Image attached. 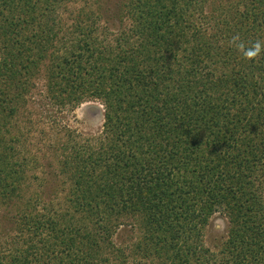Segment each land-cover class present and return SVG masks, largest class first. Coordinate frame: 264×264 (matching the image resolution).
Segmentation results:
<instances>
[{
  "label": "trees",
  "instance_id": "1",
  "mask_svg": "<svg viewBox=\"0 0 264 264\" xmlns=\"http://www.w3.org/2000/svg\"><path fill=\"white\" fill-rule=\"evenodd\" d=\"M257 41L264 0H0V264H264ZM39 79L56 107L103 108L47 176L17 133Z\"/></svg>",
  "mask_w": 264,
  "mask_h": 264
},
{
  "label": "rangeland",
  "instance_id": "2",
  "mask_svg": "<svg viewBox=\"0 0 264 264\" xmlns=\"http://www.w3.org/2000/svg\"><path fill=\"white\" fill-rule=\"evenodd\" d=\"M81 5L82 2L72 5L71 12ZM65 14L70 18L69 12ZM113 24L118 23L115 20ZM26 102L21 113L22 120L18 123L20 131L17 133L18 136L21 134L20 140L25 154L39 159L36 171L39 176L42 172L47 176L55 170L56 158L52 146L63 138L65 130H71L83 138L97 136L102 130L103 108L98 100L85 101L73 109L56 107L46 98L43 81L39 79L27 95ZM226 230V219L221 214H215L205 230L206 246L212 251L218 250L226 238Z\"/></svg>",
  "mask_w": 264,
  "mask_h": 264
},
{
  "label": "clouds",
  "instance_id": "3",
  "mask_svg": "<svg viewBox=\"0 0 264 264\" xmlns=\"http://www.w3.org/2000/svg\"><path fill=\"white\" fill-rule=\"evenodd\" d=\"M234 40L238 39V37H234ZM241 47H243L241 45ZM261 52H264V43H261L260 41L255 42L251 48L247 49L245 51V56L249 59H252L254 57H257L261 54Z\"/></svg>",
  "mask_w": 264,
  "mask_h": 264
}]
</instances>
